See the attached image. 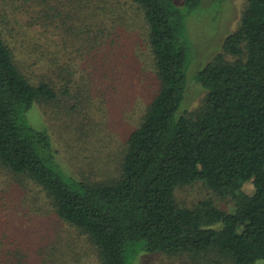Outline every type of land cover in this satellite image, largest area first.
<instances>
[{
	"label": "trees",
	"instance_id": "trees-1",
	"mask_svg": "<svg viewBox=\"0 0 264 264\" xmlns=\"http://www.w3.org/2000/svg\"><path fill=\"white\" fill-rule=\"evenodd\" d=\"M106 1L72 0L71 13H87L102 34L104 14L96 11ZM123 1L147 26L159 85L127 136L117 173L89 181L63 169L47 130L26 118L35 103H58L59 89L20 69L1 27L0 165L41 187L57 215L96 249L97 264H129L139 243L168 256H213L214 264L264 260V0H246L239 27L195 76L206 96L180 112L190 63L185 19L201 0H183L184 8L172 0ZM108 10L117 19L118 3ZM196 182L210 195L181 204L177 190Z\"/></svg>",
	"mask_w": 264,
	"mask_h": 264
},
{
	"label": "rangeland",
	"instance_id": "rangeland-1",
	"mask_svg": "<svg viewBox=\"0 0 264 264\" xmlns=\"http://www.w3.org/2000/svg\"><path fill=\"white\" fill-rule=\"evenodd\" d=\"M0 0V24L16 62L26 74L47 79L58 103L33 104L27 122L46 129L57 160L71 176L89 181L113 177L130 131L139 125L158 89L147 26L126 11L123 0H107L101 34L78 15L72 0ZM184 8L183 0H172ZM118 3L117 19L109 12ZM246 0H201L185 19L190 63L178 112L200 105L207 90L196 80L221 50L225 37L241 22ZM106 10V11H105ZM101 31V32H102ZM41 54V55H40ZM67 87V93H62ZM250 190V184H246ZM210 195L201 182L177 190L191 205ZM233 210L229 200L216 199ZM129 264H214L188 254L148 252L141 243L129 249ZM0 264H97V251L75 227L56 213L41 187L0 165ZM256 264H264L258 260Z\"/></svg>",
	"mask_w": 264,
	"mask_h": 264
}]
</instances>
